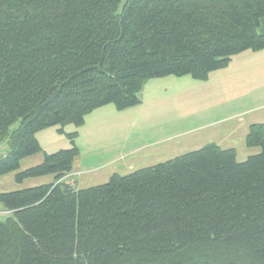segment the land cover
<instances>
[{
	"label": "trees",
	"instance_id": "trees-1",
	"mask_svg": "<svg viewBox=\"0 0 264 264\" xmlns=\"http://www.w3.org/2000/svg\"><path fill=\"white\" fill-rule=\"evenodd\" d=\"M263 24L264 0H0V177L55 178L0 194V264H264V124L241 163L209 144L76 190L72 133L20 172L43 153L37 133L133 108L151 79H207L263 51Z\"/></svg>",
	"mask_w": 264,
	"mask_h": 264
},
{
	"label": "rangeland",
	"instance_id": "rangeland-1",
	"mask_svg": "<svg viewBox=\"0 0 264 264\" xmlns=\"http://www.w3.org/2000/svg\"><path fill=\"white\" fill-rule=\"evenodd\" d=\"M259 32H264V24ZM255 54L246 51L234 56L228 67L204 80L191 76L148 80L139 94L140 104L133 108L120 111L111 104L94 111L80 127L69 124L37 133L43 153L24 159L20 172L41 164L44 153L70 149L68 134L72 133H77L76 144L81 154L65 181L76 190L106 184L115 174L129 175L212 143L235 149L237 161H246L261 152L246 146L238 128L244 120L253 121L264 112V75L257 79L246 73L249 68L251 71L250 61ZM255 83L261 92L258 95ZM253 108L260 111L238 114ZM8 151L10 146L5 141L0 154ZM16 175L17 172L0 177V194L55 180L54 176H45L19 184ZM8 217L10 213L0 206V221Z\"/></svg>",
	"mask_w": 264,
	"mask_h": 264
},
{
	"label": "crops",
	"instance_id": "crops-1",
	"mask_svg": "<svg viewBox=\"0 0 264 264\" xmlns=\"http://www.w3.org/2000/svg\"><path fill=\"white\" fill-rule=\"evenodd\" d=\"M250 66H251V71H250V68H249V70L246 72L251 78H259L260 76H262V75H264V50L263 51H260V52H256V54H255V56L251 59V61H250ZM250 78V79H251ZM252 80V79H251ZM258 82V81H257ZM256 82V83H257ZM255 83V85H256V91H255V93H256V95H258V94H260L261 92H259V90H258V86H257V84ZM250 86H251V84H250ZM251 88H252V86H251ZM262 95H263V93H262ZM259 109V108H258ZM258 109H251V111L249 110V111H243L242 113H238L239 114V116L240 115H243V114H248V113H255V111L256 110H258ZM258 111H260V110H258ZM261 111H263V110H261ZM94 113V112H93ZM93 113L92 114H90V115H93ZM89 115V116H90ZM254 124H264V112H262L261 113V115H260V117H258V118H254L253 119V121H243L242 122V124L241 125H239V129L241 130V136L244 138V140L246 139V136L248 135V133H249V129H250V127L252 126V125H254ZM212 144H216L217 146H219V147H221L220 145H218L217 143H212ZM222 148V147H221ZM223 149V148H222ZM231 149H233V148H231ZM235 150V149H234ZM237 152V151H236ZM71 175V174H70ZM54 182V181H53ZM52 182V183H53Z\"/></svg>",
	"mask_w": 264,
	"mask_h": 264
}]
</instances>
